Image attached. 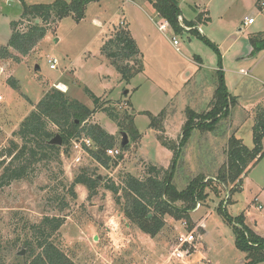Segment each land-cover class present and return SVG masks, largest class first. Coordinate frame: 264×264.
Masks as SVG:
<instances>
[{"label":"rangeland","instance_id":"obj_1","mask_svg":"<svg viewBox=\"0 0 264 264\" xmlns=\"http://www.w3.org/2000/svg\"><path fill=\"white\" fill-rule=\"evenodd\" d=\"M54 1L0 0V53L7 48L12 21L22 31L33 22L20 17L23 4ZM153 1H90L80 19L69 14L41 24L45 36L26 55L9 47L10 56L0 59V150L14 138L18 124L41 97L51 87L58 89L59 83L67 86L64 92L70 98L89 108L94 105L85 87L109 106L125 103L121 110L127 108L131 115V125L122 128L100 108L86 121L101 126L118 149L121 132L127 134L128 143L120 149V157H112L116 165L100 166L88 152L76 162L75 150L70 146L65 153L67 145L61 144L56 145L58 155L54 152L36 163L23 179L0 183V264L23 263L15 256H25L26 250L16 239L30 238L28 227L45 216L62 218L57 243L77 264H241L245 252L235 245L233 230L240 216L244 231L264 238V152L238 184L215 182L231 135L247 148L253 147L251 111L264 102V49L253 47L250 55L246 48L251 35L264 40V6L257 0H180L185 19L181 27H189V19L204 16L203 8L213 10L210 19L187 30L175 29L160 17L150 4ZM244 16L253 17L255 23L244 26ZM122 28H128L138 49L136 57L125 61L132 74L128 81L117 71L115 60L102 51L104 41ZM172 37L178 41V50ZM52 58L57 61L55 69L49 68ZM123 64L120 61L118 66ZM220 84L227 99L214 128H194L184 139L172 179L178 190H186L194 177H205V198L193 207L191 220L165 216L160 231L150 237L120 211L125 203L121 191L122 204H117L104 185H121L127 173L142 176L151 164L167 169L174 152L161 141L179 146L184 123L203 120L198 114L212 107ZM151 116L156 117L153 128L149 126ZM50 129L55 134L59 131L51 124ZM81 172L101 180L92 195L83 185H72ZM195 227V241L181 248L184 257H171L177 236Z\"/></svg>","mask_w":264,"mask_h":264},{"label":"trees","instance_id":"obj_2","mask_svg":"<svg viewBox=\"0 0 264 264\" xmlns=\"http://www.w3.org/2000/svg\"><path fill=\"white\" fill-rule=\"evenodd\" d=\"M94 0H55L52 3L43 4H23V12L20 15L22 19H31L33 22L28 25L25 31L17 30V21H12V34L8 40L7 48H1L0 59L9 57L6 49L13 48L20 55H26L35 43L43 38L46 28L41 24L51 21H57L65 15H74L80 19L83 15L84 6ZM260 1L264 6V0ZM153 8L160 17L164 18L175 29H184L178 22L180 10L176 0H155L151 2ZM261 8V7H260ZM30 20V21H31ZM191 23V22H189ZM192 24V23H191ZM192 26V25H187ZM254 49H264V40L252 38ZM102 51L108 58L114 59L117 64L116 69L121 73L122 79L129 80L131 68L126 62L132 57L138 55V49L134 39L131 37L128 28H122L113 38L110 36L104 41ZM120 61L124 66H118ZM9 83L16 87L15 82ZM84 92L92 99L94 107L89 108L77 99L70 98L66 92L55 87H51L36 103L35 107L18 124L16 131L13 132L14 138H11L7 147L0 150V183L10 184L13 181L23 179L29 170L36 164L48 159L56 152L59 154V147L48 144V140L54 136L50 129V124L54 125L62 137V144H66L64 152L68 153L73 138L85 135L91 139L92 147L87 152L92 159L100 166L105 168L110 165H116L117 160H113L106 154V149L113 147V141L110 134L106 133L98 124H87L89 116L97 109L104 111L120 128L131 125V115L127 108H118V106H109L101 96H96L92 91L85 87ZM217 98L212 107L198 118L203 120H187L184 123V130L177 147L161 143L174 152V160L167 169L151 164L143 172L142 176L125 174L121 185L105 184L104 188L110 190L115 196L116 203H121L120 194L124 197L120 211L124 217L138 228L142 233L155 236L164 225V217L169 216L174 219L191 220L190 212L197 202L205 198L203 193V181L205 177H194L189 188L178 190L172 179L175 171V160L178 156L180 146L184 139L190 136L194 128L213 129L214 121L218 114L222 112L227 99V93L220 84L215 92ZM188 111V115H189ZM192 115V113L190 112ZM253 118L252 137L253 147L251 149L243 145L241 139L231 135L228 139L227 148L224 149L226 156L225 162L219 167L215 182H240L242 174L247 168L253 165L262 156L264 140V102L258 103L251 111ZM156 117L151 116L149 126L153 128ZM212 119V120H211ZM211 120V121H209ZM83 123V124H82ZM135 134V132H132ZM16 139H19L18 142ZM120 157V154L117 156ZM116 157V158H117ZM207 182V181H206ZM205 182V183H206ZM101 183L98 175H89L81 172L78 174L72 185L81 184L92 195L96 187ZM195 184H197L195 186ZM207 184V183H206ZM63 220L57 216H45L41 221L28 227L30 238L24 240L16 239L19 244L25 248L26 255L15 256L22 260V264H77L72 257L66 254L57 243L56 231L62 225ZM235 233V245L241 251L245 252V259L241 264H256L264 261V238L252 234L250 231H244L242 225V216L237 217L233 225Z\"/></svg>","mask_w":264,"mask_h":264},{"label":"built area","instance_id":"obj_3","mask_svg":"<svg viewBox=\"0 0 264 264\" xmlns=\"http://www.w3.org/2000/svg\"><path fill=\"white\" fill-rule=\"evenodd\" d=\"M180 18V17H179ZM181 19L178 20L179 24L181 25ZM254 23V18L249 16V17H245L244 19V24L245 25H250ZM185 29H189L187 27H184ZM172 44L175 47L176 50H178V48L176 47V45L178 44V41L172 37ZM48 63H49V68L50 69H55L56 68V64L57 61L55 58L52 59H48ZM2 100V97L0 95V101ZM125 105V103L123 104ZM122 104L118 105V108H123ZM92 147V142L91 139L87 136H85L84 134L81 135L80 137L77 138H73L71 140V149L75 150L76 155L74 157V161L79 162L81 160V155L84 152H87V149H90ZM1 149V147H0ZM106 154L108 156L112 157H117L120 154V149L116 148V147H112V148H108L106 149ZM256 200V198H255ZM258 208H261V205H258ZM186 221L183 222L184 227L186 226ZM203 224L201 223L199 227H202ZM197 227H195V229H193V231H186L185 234H181L178 235L176 240H175V244L173 245V249L171 250V257L173 258H177V259H182L184 257L183 251L181 250L182 247H184L185 245H190L195 241V236H194V231L196 230Z\"/></svg>","mask_w":264,"mask_h":264},{"label":"crops","instance_id":"obj_4","mask_svg":"<svg viewBox=\"0 0 264 264\" xmlns=\"http://www.w3.org/2000/svg\"><path fill=\"white\" fill-rule=\"evenodd\" d=\"M177 1V0H176ZM180 0H178L177 1V5H178V7H179V10H180V18H181V20H182V24H183V22H184V17L181 15V5H180ZM151 4V3H150ZM152 5V4H151ZM152 8H153V6H152ZM154 9V8H153ZM204 10H205V15L204 16H198V17H195V18H193V19H189L188 20V22H191L192 24V26H190V27H187V28H191L192 27V30L193 29H195V27L193 28V26H195V25H197V22H200V20H202V19H205V18H208V19H210V17L212 16V14H213V10L212 9H210V8H203ZM155 10V9H154ZM155 14H157L156 12H155ZM157 17H159V15H156ZM245 17L246 16H244V18L242 19V24L244 25V26H249V25H245L244 24V19H245ZM164 19V18H163ZM187 20V19H186ZM254 23H255V20H254ZM254 23H252V24H250V25H253ZM183 25H185V24H183ZM197 29H199L200 30V27L198 26L197 27ZM196 29V30H197ZM188 30V29H187ZM257 35L258 34H256V35H251L250 37H249V45L250 46H248L246 49H247V51L246 52H248V53H250V55L252 54V48H253V46H252V38H255V37H257ZM54 85H56V84H54ZM58 85H62V87H63V89H61L62 91H66L65 89H68L67 88V86L65 85V84H63V83H59ZM57 85V86H58ZM59 89V88H58ZM97 96V95H96ZM154 165H156V164H154ZM193 212V210L190 212V214Z\"/></svg>","mask_w":264,"mask_h":264},{"label":"water","instance_id":"obj_5","mask_svg":"<svg viewBox=\"0 0 264 264\" xmlns=\"http://www.w3.org/2000/svg\"><path fill=\"white\" fill-rule=\"evenodd\" d=\"M47 142H48V144H51V145H61L62 144V137L60 136V134L56 133ZM127 143H128L127 134L125 132H121L120 149L123 148ZM20 254H23V251L20 252Z\"/></svg>","mask_w":264,"mask_h":264},{"label":"bare ground","instance_id":"obj_6","mask_svg":"<svg viewBox=\"0 0 264 264\" xmlns=\"http://www.w3.org/2000/svg\"><path fill=\"white\" fill-rule=\"evenodd\" d=\"M57 87H58L59 89H63L62 85H58Z\"/></svg>","mask_w":264,"mask_h":264}]
</instances>
